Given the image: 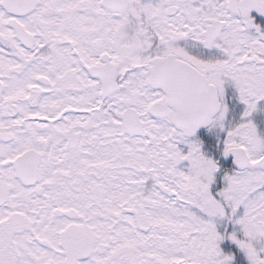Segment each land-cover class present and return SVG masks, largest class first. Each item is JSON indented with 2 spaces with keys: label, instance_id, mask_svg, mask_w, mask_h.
Returning <instances> with one entry per match:
<instances>
[{
  "label": "snow or ice",
  "instance_id": "snow-or-ice-1",
  "mask_svg": "<svg viewBox=\"0 0 264 264\" xmlns=\"http://www.w3.org/2000/svg\"><path fill=\"white\" fill-rule=\"evenodd\" d=\"M0 264H264V0H0Z\"/></svg>",
  "mask_w": 264,
  "mask_h": 264
}]
</instances>
